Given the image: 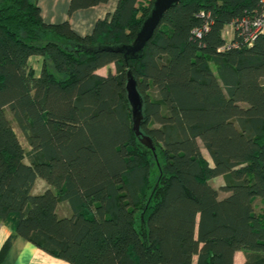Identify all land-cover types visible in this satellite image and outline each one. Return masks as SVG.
Here are the masks:
<instances>
[{
	"label": "trees",
	"instance_id": "16d2710c",
	"mask_svg": "<svg viewBox=\"0 0 264 264\" xmlns=\"http://www.w3.org/2000/svg\"><path fill=\"white\" fill-rule=\"evenodd\" d=\"M106 1L71 0L68 15ZM154 1L119 0L81 35L38 0H0V262L23 237L68 264H234L237 251L264 264V33L220 50L262 0H181L138 58L83 48L132 43ZM129 71L155 150L133 129ZM38 177L49 187L33 194Z\"/></svg>",
	"mask_w": 264,
	"mask_h": 264
},
{
	"label": "crops",
	"instance_id": "0c3cea01",
	"mask_svg": "<svg viewBox=\"0 0 264 264\" xmlns=\"http://www.w3.org/2000/svg\"><path fill=\"white\" fill-rule=\"evenodd\" d=\"M118 1L119 0H108L89 8L79 9L73 12L71 16L68 15L71 0H38V4L41 8L43 19L46 22L59 23L69 19L72 28L77 33L86 35L92 32L99 19H103L115 11ZM42 61L43 59L40 56L30 58V64L38 75L41 72ZM105 68L106 67H102L98 69L97 73L106 76ZM26 150L28 151L29 148ZM27 160H29V158H27ZM47 187L49 186L41 185L40 189L44 191ZM59 206L60 203L58 204V211H60L62 216L71 214V208L66 202L61 207ZM11 233V228L0 221V251ZM245 260V253L243 251H237L234 257V264H244ZM0 264H68V262L52 256L27 239L18 237L14 240Z\"/></svg>",
	"mask_w": 264,
	"mask_h": 264
},
{
	"label": "water",
	"instance_id": "95a60500",
	"mask_svg": "<svg viewBox=\"0 0 264 264\" xmlns=\"http://www.w3.org/2000/svg\"><path fill=\"white\" fill-rule=\"evenodd\" d=\"M180 1L181 0H155L150 14L145 18L134 41L130 44L115 46H93L83 48L93 51L106 49L121 52L127 59L138 58L143 55L146 44L154 36V33L158 28L163 16L171 7H173ZM126 92L132 109L133 129L144 145L155 150L153 139L148 134L144 133L141 129V124L144 119V98L138 89L137 80L131 71H129L127 75Z\"/></svg>",
	"mask_w": 264,
	"mask_h": 264
},
{
	"label": "built area",
	"instance_id": "2783aa9c",
	"mask_svg": "<svg viewBox=\"0 0 264 264\" xmlns=\"http://www.w3.org/2000/svg\"><path fill=\"white\" fill-rule=\"evenodd\" d=\"M208 26L204 25L201 28L194 29V34L201 38L203 36V32L207 30ZM232 30L231 37L228 38L224 34V37L227 41L226 45L220 50H224L225 48L233 46H238V43H233V35L235 33L239 34V36L243 37L245 43L251 44L258 35L264 33V0H262V9L256 11L255 13L249 15H245L242 19L237 20L234 23H230L226 25L225 32H229Z\"/></svg>",
	"mask_w": 264,
	"mask_h": 264
},
{
	"label": "rangeland",
	"instance_id": "374dc122",
	"mask_svg": "<svg viewBox=\"0 0 264 264\" xmlns=\"http://www.w3.org/2000/svg\"><path fill=\"white\" fill-rule=\"evenodd\" d=\"M231 31H232V30H229V32H227V33L224 31V34L226 35V37L228 38V40H229V38L231 37V33H230ZM212 66L214 67L213 64H212ZM109 71H112V72H115V71H116V68H115V65H114V64H111V65H109V66H106V68H105V73H106V75L108 74ZM8 112H9V111H8ZM9 116L12 118V115H11L10 112H9ZM12 121H13V123H14V126H15L16 130L18 131V133H19V135H20L21 140L23 141V143H24V145H25V148H26V149L29 148V145H28V143H27V141H26V139H25V137H24V135H23L21 129L18 127V125L16 124V122H15L13 119H12ZM202 149H203L205 155L208 156V158H210V156H209L207 150L203 147V145H202ZM210 182H211L215 187L219 188V187L224 183V177H223V176L215 177V178L211 179ZM41 185H48V186H49V184L47 183V181H46L44 178H42V177H38L35 186H33L32 193H33V194H39V193H41V192H42V190L40 189V188H41ZM226 194H227V192H225V191H220V195H221V196H224V195H226ZM64 203H65V202H60V206H59V207H61L62 205H64ZM260 204H261V203H260ZM260 204L258 203V206H260ZM59 213H60V211H59ZM60 214H61V213H60Z\"/></svg>",
	"mask_w": 264,
	"mask_h": 264
}]
</instances>
